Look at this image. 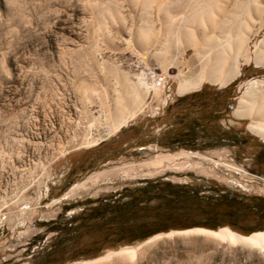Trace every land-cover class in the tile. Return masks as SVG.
Segmentation results:
<instances>
[{
  "label": "rangeland",
  "instance_id": "rangeland-1",
  "mask_svg": "<svg viewBox=\"0 0 264 264\" xmlns=\"http://www.w3.org/2000/svg\"><path fill=\"white\" fill-rule=\"evenodd\" d=\"M215 70L235 73L223 96ZM186 81L202 83L180 94ZM202 88L203 101L228 108L219 123L243 146H162L190 109L178 99ZM248 93L256 103L239 118ZM263 95L264 0H0V264H264L260 248L187 231L202 226L69 259L74 240L101 235L78 216L151 183L264 198V132L249 128L264 130ZM250 219L239 224L264 229V215ZM125 247L135 254L98 259Z\"/></svg>",
  "mask_w": 264,
  "mask_h": 264
},
{
  "label": "trees",
  "instance_id": "trees-1",
  "mask_svg": "<svg viewBox=\"0 0 264 264\" xmlns=\"http://www.w3.org/2000/svg\"><path fill=\"white\" fill-rule=\"evenodd\" d=\"M231 85L218 90L216 95H225ZM204 92L202 88L178 99L182 103L190 100V109L187 110L188 114L177 118L178 127L164 132L160 142L162 146L205 150L243 146L246 143V137L240 136L242 132L222 127L219 120L226 115L228 108L222 107L220 102L206 103L202 100ZM256 157L264 160V146L257 150ZM126 197L103 201L78 216L81 221L78 227L101 235L83 243L74 240L69 259L94 257L105 249L133 244L171 228L202 226L216 230L227 224L247 235L261 229H246L239 223L251 220L252 216L264 215L263 197H253L251 200L239 197L231 203L230 198H234L231 194L204 195L196 187L171 182L151 183L150 186L135 189ZM154 200L158 201L157 204L149 205ZM196 206L204 209L202 221L181 224L183 215ZM57 244L62 245L63 240L60 239Z\"/></svg>",
  "mask_w": 264,
  "mask_h": 264
},
{
  "label": "bare ground",
  "instance_id": "bare-ground-1",
  "mask_svg": "<svg viewBox=\"0 0 264 264\" xmlns=\"http://www.w3.org/2000/svg\"><path fill=\"white\" fill-rule=\"evenodd\" d=\"M21 9V8H20ZM15 20L14 18H12ZM219 71H211L209 73V76H211V80L214 81L215 83L219 84L220 86L224 87L227 85V83L233 78L234 74H231L227 76L224 79H219L216 76ZM163 82V80H162ZM201 81H196V82H188L186 81L183 83L180 88H179V93L180 94H186L188 92H191L193 90L198 89L201 86ZM264 99V95L262 96ZM256 103V100L253 98V95L251 94H245L239 101V106L235 110V115L239 118H245L249 116V111L251 108L254 106ZM259 113L260 111L264 110V104H261L259 106ZM122 124L118 127L121 128ZM250 130L256 134V135H262L264 130L255 125H250L249 126ZM117 129V130H118ZM187 231H197V232H203L210 234L213 237L219 238L225 242L232 243L235 245H243V246H250V247H257L260 248L262 251H264V230L252 232L248 235L240 234L238 232L233 231L232 229L228 227H221L217 230H212V229H206V228H192V229H187ZM124 253H129L134 255L135 254V248L134 247H125L120 250H114V251H109L107 252L104 256L98 258V259H107L110 258L114 255L118 254H124Z\"/></svg>",
  "mask_w": 264,
  "mask_h": 264
},
{
  "label": "built area",
  "instance_id": "built-area-1",
  "mask_svg": "<svg viewBox=\"0 0 264 264\" xmlns=\"http://www.w3.org/2000/svg\"><path fill=\"white\" fill-rule=\"evenodd\" d=\"M158 77H162V75L157 74Z\"/></svg>",
  "mask_w": 264,
  "mask_h": 264
},
{
  "label": "crops",
  "instance_id": "crops-1",
  "mask_svg": "<svg viewBox=\"0 0 264 264\" xmlns=\"http://www.w3.org/2000/svg\"><path fill=\"white\" fill-rule=\"evenodd\" d=\"M189 93V92H188Z\"/></svg>",
  "mask_w": 264,
  "mask_h": 264
}]
</instances>
